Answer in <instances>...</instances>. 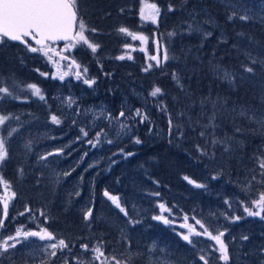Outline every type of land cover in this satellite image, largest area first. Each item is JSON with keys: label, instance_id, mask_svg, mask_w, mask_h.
Returning a JSON list of instances; mask_svg holds the SVG:
<instances>
[{"label": "trees", "instance_id": "16d2710c", "mask_svg": "<svg viewBox=\"0 0 264 264\" xmlns=\"http://www.w3.org/2000/svg\"><path fill=\"white\" fill-rule=\"evenodd\" d=\"M144 3L169 11L153 32L139 20L140 33L153 38L157 35L162 56L166 49L168 60L162 59L159 65L152 61L148 68L142 54L143 69L132 67L135 72L131 74L136 79L131 82L142 88L150 105L146 113L149 120L143 118V124H134V140L139 139L140 145H122L126 158L108 172L95 173L98 166L82 171L79 164L68 165L61 171L69 176L64 183L52 181L48 169H35V159L27 162L18 137L12 140L14 148L9 151L8 160L0 165V176L16 193L13 206L8 209L9 218L4 219L0 231L14 230V215L24 213L22 222L30 221L31 230L47 228L58 239H65L71 250L59 252L50 264H63L65 258L68 264H76L73 258L80 255L90 259L92 254L80 246L93 248L98 243L103 244L109 257L115 255L124 260L131 252L132 264H148L144 249L146 246L148 254V245L156 240L165 254L179 264H201L199 244L185 241L186 231L179 228L190 223L184 217L194 218L190 223L193 225L196 217L215 212L227 198L243 199L245 193L240 187L244 182L250 181L248 192L253 196L254 192L264 193V169L257 163L258 158L264 157V125L257 122L264 119V0H77L78 12L89 21V30L100 32L94 39L101 44L98 56L105 57L97 60L99 64L95 62L99 75L94 84L95 91L105 99L118 79L126 80L131 75L116 56L127 41H120L121 32L117 38L111 34L112 39L105 34L111 28L118 29V25L139 28L133 16ZM241 16L248 19L242 20ZM108 55H113L114 61ZM249 66L254 68L253 73L245 71ZM222 68L234 73V84L225 79ZM34 70L47 74L45 68L37 65L25 70L29 75L25 78L31 77ZM142 71L144 79H139ZM33 74V80H42ZM157 87L161 93L153 97L151 92ZM31 106L37 114L46 109L40 103ZM4 107L12 115L22 112L13 101ZM157 125L163 127L165 139L149 142L147 132ZM105 192L119 198L127 215L115 207ZM0 195H5L3 184ZM160 204H164V211ZM137 205L146 206L147 213ZM89 209L92 216L86 220ZM235 211L241 217L239 223L231 224L235 232L248 237L250 250L264 251V222L246 220L240 210ZM157 216L170 223L164 224L154 218ZM33 246L28 243L6 254L0 258L1 264H25L26 260L28 264H40L42 259H48L47 254L34 256ZM250 258L249 255L245 260Z\"/></svg>", "mask_w": 264, "mask_h": 264}, {"label": "rangeland", "instance_id": "374dc122", "mask_svg": "<svg viewBox=\"0 0 264 264\" xmlns=\"http://www.w3.org/2000/svg\"><path fill=\"white\" fill-rule=\"evenodd\" d=\"M142 5L139 11L140 19L139 13L134 15L133 18L137 19L138 24L139 20H141L145 26L150 27L148 31H152L153 27L160 24L159 21L161 18L167 17L169 14V11L165 8H160V6L156 5L159 9V15L156 18V22L153 23L150 19H144L141 16L142 10L145 15L151 12L148 6L152 4L144 3ZM84 22L89 29V21L85 19ZM118 27V29L116 27H114L115 29L111 28L105 34L106 37L112 39L111 34H115L117 38L120 32L119 29L125 28L119 25ZM138 27L134 30L132 27L127 29L133 36H145L147 40L134 39L133 36L127 33L121 32L122 36L119 34L120 41L127 42L123 46L124 50L121 53L117 52L116 56L119 61L126 64V69L129 71V74H134L135 72L132 67H139L140 70L141 68L143 69V63L140 62V56L142 54L148 64L152 61L157 64L155 60L151 59V56L157 55V47L160 49L159 58L162 61V51L159 46L160 41L158 36L156 35L153 38V36L149 37L148 35L142 34L140 33V24ZM90 33V31L86 32L89 43L99 45L95 54L80 44H77L75 47H70L68 50H64L66 44H60L59 46L51 45L54 51L49 52L48 56H44L41 52L33 53L27 46L16 48L11 46L7 41L0 44V88H8L10 93L9 95L0 92V97H2L0 99V116L8 117L5 123L0 125V137H3L6 141L8 154L14 148L12 140L17 137L20 138L24 146V152H22L27 162L35 159V163L33 164L36 167L34 168L39 171L44 168L48 169L51 180L56 183H64L65 179L69 177L66 173L61 174V171L68 165L75 167L76 164H79L82 167V171H87L88 168L93 169L98 166L94 170L95 173H99V171H110L121 158H126L124 149L121 148L122 145L128 143H131V147L140 145L134 140V124L135 126L139 122L143 124L141 119L147 116V110L150 108L149 99L145 93H142V88L140 89L132 84L131 80L135 81L136 79L135 76L132 77V74L126 80L122 78L118 79L117 84L114 85L112 93L109 94L107 99L95 91L94 83L91 85L84 83L85 79L95 81L96 76L99 75L97 70L99 62L97 60L105 57L103 55L101 57L98 56L102 50L101 44L94 39L95 36L100 34L99 30ZM91 36L93 37L92 41ZM30 44L35 47L32 43ZM108 56L114 61L112 59L113 55ZM121 56L124 59H119ZM61 57H66V59H62ZM73 60L76 62L75 64L72 63ZM27 61L31 62V64L28 65ZM95 62H98V64ZM133 63H137V65L132 66ZM37 65L45 68L47 74H42V71H37V69L33 73L39 75L42 80H33V73H30L32 74L31 77L26 79L25 77L29 75L26 74L25 70L36 67ZM76 65H79V68ZM85 68H87V72L83 71ZM221 71L223 75L225 71L231 73L223 68ZM21 72L26 75H21ZM78 72L80 73L79 78H77ZM231 74L235 77L234 73ZM61 75H63V79H60ZM138 78L144 79L143 71L141 75H138ZM42 81L46 86L44 84L42 86ZM223 81L227 83L225 80ZM30 84H35L41 89L42 95L45 97L44 100L32 94V90L28 87ZM12 101L18 103L22 110V112H19V116L12 115L5 110L4 106L6 103ZM38 103L43 108H46L41 110L43 113L39 112L37 114L30 109L33 108L31 105H38ZM25 109H27L26 113H24ZM136 110L140 111L141 116L136 115ZM120 112H124L125 115L120 117ZM53 115L60 120L59 124L52 121L51 118ZM146 118L149 120V116ZM152 130L147 132L149 142L165 139L163 127L157 125ZM85 132L87 133L86 136L84 135ZM29 136L31 137L27 141L26 139ZM89 141L92 143H89ZM41 157H44V159H41ZM7 160L8 158L5 162ZM101 164L103 167L99 166ZM53 165L59 166V169L53 168ZM28 171L25 174H28ZM250 184V181L244 182L240 187V190L245 193L243 199H240V197L238 199L229 197L223 203H219L220 206H217L218 208L216 207L215 212L210 211L204 218L196 217L195 219V222L199 220L213 234H216L218 230L225 232L223 239L228 245L230 254L228 264H262L264 262V251L258 252L256 250H250L249 240L242 239L244 234L235 232L231 225L239 223V220L233 221L232 219V217L237 216L235 209L240 210L242 215L247 217L246 220L255 219L260 221V223L264 222V219L261 217L248 216L244 211L245 207H251L254 211L258 210L252 204V201L256 200L259 194L254 192L256 196H253L248 192ZM11 206H13L12 200L9 202V208ZM137 206L141 211L147 210L146 206ZM162 210L164 211L165 208ZM145 213L147 212L145 211ZM262 216H264V213H262ZM0 218H2V201H0ZM14 218V230L0 231V237L6 238L8 235H15L17 228H22L24 231H35L29 228L30 221L25 222V224L22 222L24 221L22 220L24 216L15 214ZM188 218V222L193 223L194 218ZM195 222L193 225L190 223L186 225L190 224L197 231H203ZM179 228L180 230H185V233L188 234V227L179 226ZM19 239L22 243L18 244L15 249H21L22 245L29 243L34 244V252L32 251L34 256H44L47 254L43 251L42 245H46L49 241H41L38 237H28L25 239L21 236ZM191 240L199 244L200 249L197 250L199 257L205 255L209 264H225L224 261L217 259L219 253L213 250L215 242L209 237L193 234ZM15 249H11L8 255L15 252ZM31 254L29 252L30 256ZM148 254L147 247L145 246L144 255H146L148 264H179L173 256L165 254V249L159 244L158 240L148 245ZM249 255L252 258L247 262L245 259ZM83 256L81 257L80 255L79 258L83 261L90 260L85 255ZM116 257L119 258L118 256ZM201 264H203L202 261Z\"/></svg>", "mask_w": 264, "mask_h": 264}, {"label": "snow or ice", "instance_id": "6c2138e0", "mask_svg": "<svg viewBox=\"0 0 264 264\" xmlns=\"http://www.w3.org/2000/svg\"><path fill=\"white\" fill-rule=\"evenodd\" d=\"M151 9L147 15H145L144 11H141V16L144 19H150L153 23L156 22V18L159 15V9L155 4L148 6ZM171 10V9H169ZM235 16V13L232 14ZM232 16L229 19H232ZM240 19L247 20V16H241ZM189 30L191 31V26H189ZM95 32V29H88L85 24L83 17L78 12V4L77 0H0V44H3L5 40L8 41H19L27 46V48L35 53L41 52L44 56H48L49 52L54 51L51 47V44L57 41H66L68 42L64 46V50H68L70 47H75L77 44L84 46L86 49H90L93 54L96 53L99 45L94 43H89L86 32ZM120 32L127 33L130 36H133L131 32L126 28H120ZM170 35H174V33H170ZM211 33H205V36H209ZM27 37H31V39L35 40L37 45H40L39 48L33 47L28 40ZM134 39L138 40H147L145 36H133ZM160 49L157 47V55L151 56L152 60L157 62V65L160 64L161 60L159 58ZM62 59H66V57H61ZM131 58V57H129ZM51 59V57H49ZM119 59H124L123 56L119 57ZM162 59L164 61L168 60L167 50H163ZM73 64L76 62L73 60ZM256 61H253L255 64ZM79 68V65H76ZM152 65L149 64L148 68H151ZM145 69V71L148 70ZM87 72V68L83 70ZM245 71L248 73H253L254 68L249 66L245 68ZM80 77V73H77V78ZM224 77L230 83L235 82V77L232 76L231 73L225 71ZM63 75L60 76V79H63ZM175 78V77H174ZM85 84H93L95 81H90L88 79L84 80ZM28 87L32 90V94L39 97L41 100H44L45 97L42 95L41 89L35 85L30 84ZM0 92L9 94L8 88H0ZM161 93V89L159 87L155 88L151 95L156 97ZM2 99V97H0ZM125 115L124 112H120L119 116L123 117ZM136 115L141 116L139 110H136ZM146 119V117H143ZM8 119L6 116H0V125H3L5 121ZM52 121L54 123L59 124L60 120L53 115ZM255 119V117H252ZM264 125V119L257 121ZM172 121L169 119V124L171 125ZM204 133L202 132L201 135ZM11 135V133H9ZM86 136L87 133L85 132ZM89 143H92L89 141ZM136 143H140L139 139L136 140ZM8 150L6 147V141L3 137H0V165L8 158ZM44 159V157H41ZM259 167L264 169V157H260L257 160ZM22 171V170H21ZM261 175L264 176V172H261ZM215 179V177H213ZM185 179H188L185 177ZM190 183H194V181H189ZM0 184H3L5 195L0 196V201H2V217L0 218V229L4 227V219L8 216V208L9 202L16 197V193L11 191V186L3 181V178L0 177ZM196 187L202 188L204 185L196 184ZM104 195L108 197L109 200L118 208L121 212H125L124 208L120 204V200L116 196L109 195L108 192H105ZM252 204L258 210H252L251 207H245L244 211L248 216H259L264 219L262 213H264V193L259 194L258 198L252 201ZM161 209H164V205H160ZM26 211H31V209L26 208ZM20 215H24V213H20ZM43 215V213H41ZM92 216V211L89 209L85 213V219H89ZM157 220H162L164 224H169L170 221L163 217L157 216L154 217ZM185 220L188 219L187 216L184 217ZM233 221L240 220L241 217L236 216L232 218ZM200 226L203 231H197L191 225H184V227H188V234H183V239L192 243L191 236L194 234L196 236H207L212 241L215 242L213 246V250L219 253L217 257L218 260H222L225 264H228L230 260V254L228 245L225 243L223 237L225 235L224 231H217L216 234L210 232L199 220L195 222ZM23 236L25 239L28 237H38L41 241H49L46 245H42L43 251L47 253L48 259H42L40 264H50L51 258L57 257V253L60 252L63 254L65 249L71 250L69 248V244L65 241V239H58L52 232H50L47 228H41L38 231H24L22 228H17L15 235H8L6 238L0 237V257L9 254L11 249H15L18 244H21L22 241L19 237ZM242 239H248L247 236L242 237ZM218 246V247H216ZM85 252H90L92 255L89 261H83L79 257H74L73 259L76 261V264H132L133 253H129V256L126 260L122 261L117 258L115 255L108 256L106 255L103 244H97L93 248H89L87 244H82L80 246ZM200 261L203 264H209L208 259L205 255H201L199 257ZM25 264H28L27 260ZM63 264H68L67 258H65ZM264 264V262H262Z\"/></svg>", "mask_w": 264, "mask_h": 264}, {"label": "water", "instance_id": "95a60500", "mask_svg": "<svg viewBox=\"0 0 264 264\" xmlns=\"http://www.w3.org/2000/svg\"><path fill=\"white\" fill-rule=\"evenodd\" d=\"M27 40H28V42H30V43H32L35 47H40V45H37L36 43H35V40H33V39H31V37H27L26 38ZM5 41H8V40H5ZM11 45H19V46H21V47H24V46H26L25 44H23V43H21V42H19V41H8ZM68 42H66V41H57V42H55V43H53V44H51V45H55V46H59L60 44H67Z\"/></svg>", "mask_w": 264, "mask_h": 264}]
</instances>
